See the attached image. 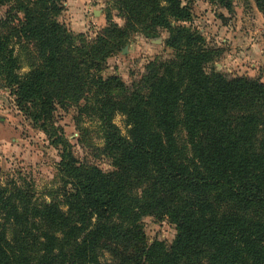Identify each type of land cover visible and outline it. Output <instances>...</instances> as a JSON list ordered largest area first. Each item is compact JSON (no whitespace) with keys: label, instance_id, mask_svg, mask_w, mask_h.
Returning a JSON list of instances; mask_svg holds the SVG:
<instances>
[{"label":"trees","instance_id":"1","mask_svg":"<svg viewBox=\"0 0 264 264\" xmlns=\"http://www.w3.org/2000/svg\"><path fill=\"white\" fill-rule=\"evenodd\" d=\"M62 1L0 0V80L61 146L69 184L48 203L15 181L0 184V264H264V82L214 70L221 51L187 24L193 10L183 0H114L123 25L106 14L94 41L59 20ZM208 1L231 9L232 0ZM162 31L171 55L148 61L132 86L100 74L131 35ZM17 46L35 60L23 76ZM70 105L99 123L116 170L79 163L56 133L52 112ZM180 126L189 155L177 144ZM133 177L150 191L135 192ZM145 215L175 225L169 246L147 242Z\"/></svg>","mask_w":264,"mask_h":264},{"label":"rangeland","instance_id":"2","mask_svg":"<svg viewBox=\"0 0 264 264\" xmlns=\"http://www.w3.org/2000/svg\"><path fill=\"white\" fill-rule=\"evenodd\" d=\"M183 2L193 10L192 20L187 24L197 29L208 45L221 51V56L211 63L215 71L228 76L257 77L264 82V11L256 7L254 0H232L229 11L208 0ZM106 14L119 26L123 25L114 0H63L59 20L73 35L94 41L107 25ZM166 37L167 31L155 38L131 35L122 49L106 59L100 74L116 75L132 86L148 61L171 55L164 45ZM15 52L19 59L18 72L23 76L35 62L32 50L17 46ZM14 98L11 89L0 80V184L17 182L37 203L61 202L63 189L69 188L59 170L61 146L52 143L53 137L32 124L16 106ZM93 118L80 114L73 105L57 106L51 122L79 163L112 172L116 168L104 150L101 126ZM114 123L123 135L127 134L122 115L116 114ZM176 140L184 154L189 155L187 136L181 126L176 131ZM132 187L138 194L150 191V184L137 177L132 178ZM139 222L148 243L160 240L169 246L175 237V225L168 218L145 215Z\"/></svg>","mask_w":264,"mask_h":264}]
</instances>
